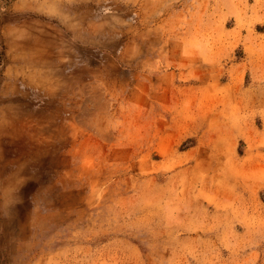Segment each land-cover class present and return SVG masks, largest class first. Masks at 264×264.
Listing matches in <instances>:
<instances>
[{"label": "rangeland", "instance_id": "374dc122", "mask_svg": "<svg viewBox=\"0 0 264 264\" xmlns=\"http://www.w3.org/2000/svg\"><path fill=\"white\" fill-rule=\"evenodd\" d=\"M0 264H264V0H0Z\"/></svg>", "mask_w": 264, "mask_h": 264}]
</instances>
